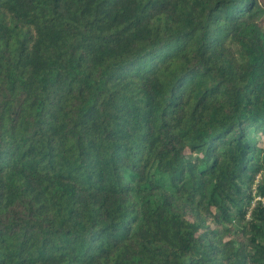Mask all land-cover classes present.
<instances>
[{
	"label": "trees",
	"instance_id": "1",
	"mask_svg": "<svg viewBox=\"0 0 264 264\" xmlns=\"http://www.w3.org/2000/svg\"><path fill=\"white\" fill-rule=\"evenodd\" d=\"M264 0H0V264H264Z\"/></svg>",
	"mask_w": 264,
	"mask_h": 264
},
{
	"label": "built area",
	"instance_id": "2",
	"mask_svg": "<svg viewBox=\"0 0 264 264\" xmlns=\"http://www.w3.org/2000/svg\"><path fill=\"white\" fill-rule=\"evenodd\" d=\"M255 201H259L261 202L262 204H264V199H261L260 197H255Z\"/></svg>",
	"mask_w": 264,
	"mask_h": 264
}]
</instances>
